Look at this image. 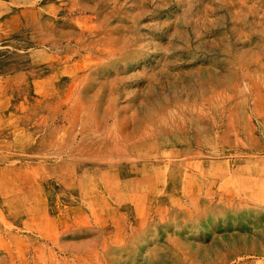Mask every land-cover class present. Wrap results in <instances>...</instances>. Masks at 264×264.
Returning <instances> with one entry per match:
<instances>
[{"label":"rangeland","instance_id":"1","mask_svg":"<svg viewBox=\"0 0 264 264\" xmlns=\"http://www.w3.org/2000/svg\"><path fill=\"white\" fill-rule=\"evenodd\" d=\"M0 264H264V0H0Z\"/></svg>","mask_w":264,"mask_h":264}]
</instances>
